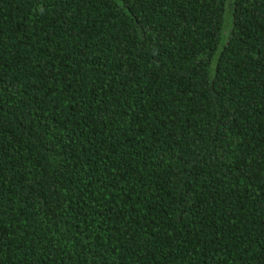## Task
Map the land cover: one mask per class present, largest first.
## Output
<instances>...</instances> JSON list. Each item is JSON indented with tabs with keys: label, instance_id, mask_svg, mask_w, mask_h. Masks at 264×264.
<instances>
[{
	"label": "trees",
	"instance_id": "trees-1",
	"mask_svg": "<svg viewBox=\"0 0 264 264\" xmlns=\"http://www.w3.org/2000/svg\"><path fill=\"white\" fill-rule=\"evenodd\" d=\"M0 0V264H264V0Z\"/></svg>",
	"mask_w": 264,
	"mask_h": 264
},
{
	"label": "rangeland",
	"instance_id": "rangeland-1",
	"mask_svg": "<svg viewBox=\"0 0 264 264\" xmlns=\"http://www.w3.org/2000/svg\"><path fill=\"white\" fill-rule=\"evenodd\" d=\"M228 22H230V24H231V14L228 10V4H227L226 9H225V14H224V23H223V31H222L223 36H225L230 29V24H229V29L227 28Z\"/></svg>",
	"mask_w": 264,
	"mask_h": 264
},
{
	"label": "water",
	"instance_id": "water-1",
	"mask_svg": "<svg viewBox=\"0 0 264 264\" xmlns=\"http://www.w3.org/2000/svg\"><path fill=\"white\" fill-rule=\"evenodd\" d=\"M233 2H234V0H226V3H225V9H226V5L228 4V10H229V12L231 14V24H230V22L227 23L228 24V26H227L228 29H229V24H230V29H231V25H232V21H233V5H234ZM224 14H225V12H224ZM223 23H224V20H223Z\"/></svg>",
	"mask_w": 264,
	"mask_h": 264
}]
</instances>
